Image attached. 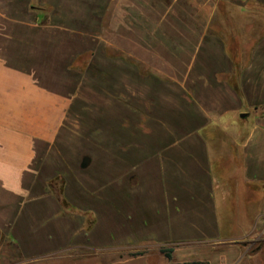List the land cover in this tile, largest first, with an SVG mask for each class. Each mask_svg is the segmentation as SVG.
<instances>
[{"label":"crops","instance_id":"1","mask_svg":"<svg viewBox=\"0 0 264 264\" xmlns=\"http://www.w3.org/2000/svg\"><path fill=\"white\" fill-rule=\"evenodd\" d=\"M56 6L0 0V264H264V0Z\"/></svg>","mask_w":264,"mask_h":264},{"label":"trees","instance_id":"2","mask_svg":"<svg viewBox=\"0 0 264 264\" xmlns=\"http://www.w3.org/2000/svg\"><path fill=\"white\" fill-rule=\"evenodd\" d=\"M8 4V7L12 14L18 15H28L30 13L37 14L42 10H47L49 15H57L58 10L56 6V1L58 0H5ZM83 25V26H82ZM74 29L81 30L84 28V24L78 21L73 22ZM91 57V54H87ZM79 56H77L76 61L79 60ZM125 60L134 64V62L130 59L125 57ZM76 67V66H75ZM84 68H74L73 64L70 66H66L62 68V72L68 76H75L84 71L91 74L92 76H96L102 80L108 79V74L104 71H99L96 69L95 63L93 58H90L84 65ZM162 253L165 256H169V251L162 249ZM171 264H207L206 262L200 261H192V262H183V263H171Z\"/></svg>","mask_w":264,"mask_h":264},{"label":"rangeland","instance_id":"3","mask_svg":"<svg viewBox=\"0 0 264 264\" xmlns=\"http://www.w3.org/2000/svg\"><path fill=\"white\" fill-rule=\"evenodd\" d=\"M218 8H219V10L222 12H224L225 11V8H226V6H224L223 4L221 5V4H219V6H218ZM233 9V8H232ZM252 10V12H254L255 10H253V9H251ZM226 11H228V9L226 10ZM230 12H232V10L230 9ZM108 24L106 25V28H107V31H106V35H108V38L110 39V37H109V30H108V28H109V24H110V22H107ZM89 60V58H88V56H85V57H83V58H79V62L78 63H75V65H74V68H83V65L87 62ZM76 66V67H75ZM148 70H150V68H148ZM150 71H152V70H150ZM164 71H168L169 72V70H166L165 68H164ZM153 72V71H152ZM154 73V72H153ZM4 248V250L7 252V254H8V257H7V261H5V263L6 264H17L18 262L16 261V258L14 257V254H13V250L11 249V248H9V247H7V246H4L3 247ZM105 257V256H104ZM104 257L102 258H100V257H98L96 260L95 259H92L91 258V256H85L84 258L85 259H82V261H78V262H76V264H100L101 262H102V260L104 261ZM105 262V261H104ZM60 264H63V263H61L60 262Z\"/></svg>","mask_w":264,"mask_h":264},{"label":"water","instance_id":"4","mask_svg":"<svg viewBox=\"0 0 264 264\" xmlns=\"http://www.w3.org/2000/svg\"><path fill=\"white\" fill-rule=\"evenodd\" d=\"M241 115V117H244L245 115H246V113H242V114H240Z\"/></svg>","mask_w":264,"mask_h":264}]
</instances>
